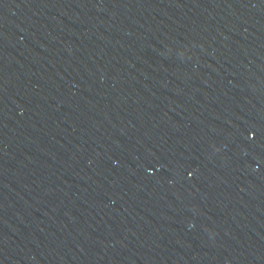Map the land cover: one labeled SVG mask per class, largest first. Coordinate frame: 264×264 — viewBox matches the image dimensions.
<instances>
[{"label":"water","instance_id":"1","mask_svg":"<svg viewBox=\"0 0 264 264\" xmlns=\"http://www.w3.org/2000/svg\"><path fill=\"white\" fill-rule=\"evenodd\" d=\"M0 264H264V0H0Z\"/></svg>","mask_w":264,"mask_h":264}]
</instances>
